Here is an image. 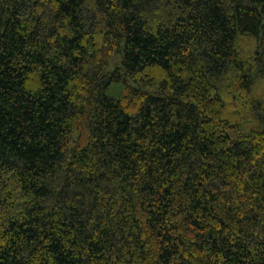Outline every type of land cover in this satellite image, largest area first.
<instances>
[{
	"label": "trees",
	"instance_id": "trees-1",
	"mask_svg": "<svg viewBox=\"0 0 264 264\" xmlns=\"http://www.w3.org/2000/svg\"><path fill=\"white\" fill-rule=\"evenodd\" d=\"M0 264H264V0H0Z\"/></svg>",
	"mask_w": 264,
	"mask_h": 264
}]
</instances>
